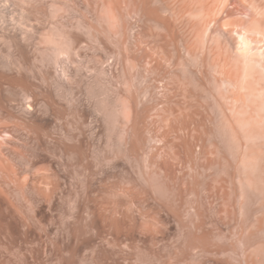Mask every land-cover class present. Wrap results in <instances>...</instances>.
<instances>
[{
    "label": "rangeland",
    "instance_id": "obj_1",
    "mask_svg": "<svg viewBox=\"0 0 264 264\" xmlns=\"http://www.w3.org/2000/svg\"><path fill=\"white\" fill-rule=\"evenodd\" d=\"M0 264H264V0H0Z\"/></svg>",
    "mask_w": 264,
    "mask_h": 264
},
{
    "label": "bare ground",
    "instance_id": "obj_2",
    "mask_svg": "<svg viewBox=\"0 0 264 264\" xmlns=\"http://www.w3.org/2000/svg\"><path fill=\"white\" fill-rule=\"evenodd\" d=\"M244 39V38H243ZM247 41V40H246ZM243 42H245L244 40H243ZM248 43V42H247ZM244 46H246V45H244Z\"/></svg>",
    "mask_w": 264,
    "mask_h": 264
}]
</instances>
